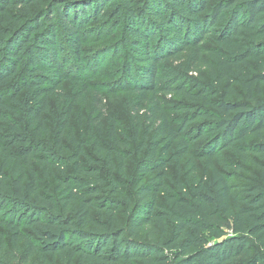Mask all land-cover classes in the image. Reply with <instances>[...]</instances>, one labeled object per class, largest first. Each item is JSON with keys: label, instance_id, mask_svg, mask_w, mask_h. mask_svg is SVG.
Instances as JSON below:
<instances>
[{"label": "trees", "instance_id": "trees-1", "mask_svg": "<svg viewBox=\"0 0 264 264\" xmlns=\"http://www.w3.org/2000/svg\"><path fill=\"white\" fill-rule=\"evenodd\" d=\"M41 3L0 0V264H264V0ZM107 7L127 55L120 133L97 89L65 95L57 59L62 38L87 67L80 27ZM202 67L209 83L192 76ZM246 164L258 171L239 186Z\"/></svg>", "mask_w": 264, "mask_h": 264}, {"label": "rangeland", "instance_id": "rangeland-1", "mask_svg": "<svg viewBox=\"0 0 264 264\" xmlns=\"http://www.w3.org/2000/svg\"><path fill=\"white\" fill-rule=\"evenodd\" d=\"M51 0H42L39 6L32 5L33 9L36 7L46 6ZM110 8H106L103 11L105 16L99 21H90L85 25H81L80 33L82 37V58L83 63L87 65L78 64V62L72 57L67 46L62 42V38H59L60 43L64 50L58 55V66L60 67L65 79L62 82V88L65 95L69 98H73L76 93V89L79 88V82H85L90 85L91 88H95L100 93L103 99L104 112L112 115L118 122L117 132L128 130V118L123 110V101L125 99V92L123 87L126 85L125 80V62L127 61V55L124 51L121 54H116V45L120 39L121 25H118L116 17H112ZM80 62V61H79ZM209 70L207 67H202L200 72L193 74L192 76L198 80H202L209 83L211 80L208 76ZM80 82V83H81ZM232 96L235 97V92L243 95L241 88L234 84L231 87ZM219 95L224 93V87H219ZM81 96L79 100L74 104V109L70 117V123L76 136L82 133L86 136V127L88 122V115L91 108L90 93L86 92ZM178 99L169 96L164 97L165 108L170 118H178L180 113H176L171 110L172 102H176ZM62 104L53 106V111L58 110ZM101 124L105 129L107 124L105 119L101 120ZM199 141L192 143L191 154H195ZM221 157L227 162L231 161L232 155L228 151H223ZM195 162L198 164L197 173L201 174L204 163L195 158ZM129 166H132V161L129 162ZM257 169L250 164H246L238 172L233 174L231 181L237 185H248L254 182V172L257 173ZM166 181L173 183L176 178L177 171L173 165H169L166 168ZM52 186V181L42 180L40 183L41 189H44L47 185ZM117 214L121 220H124L125 206L121 205ZM48 264V263H47ZM49 264H62L61 260L56 258L54 263Z\"/></svg>", "mask_w": 264, "mask_h": 264}]
</instances>
